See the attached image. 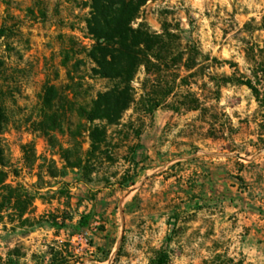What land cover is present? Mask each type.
Wrapping results in <instances>:
<instances>
[{
  "label": "rangeland",
  "instance_id": "1",
  "mask_svg": "<svg viewBox=\"0 0 264 264\" xmlns=\"http://www.w3.org/2000/svg\"><path fill=\"white\" fill-rule=\"evenodd\" d=\"M87 1L0 0V28L13 24L0 37V171L5 185L36 194L22 218L12 207L0 212V264H45L57 252L68 264H157L160 253L164 264H264L263 109L246 85L225 83L215 95L209 75L231 76L235 67L204 57L232 61L254 78L264 66V0H149L134 25H166L197 46L192 90L217 120L200 111L145 113L140 72L136 103L108 128L109 157L92 160L96 169L84 177L64 167L58 146H69L66 132L54 134L53 147L36 123L47 81L70 86L73 99L88 74L90 63L77 61L79 42L92 43ZM84 82L91 94L112 85Z\"/></svg>",
  "mask_w": 264,
  "mask_h": 264
},
{
  "label": "trees",
  "instance_id": "2",
  "mask_svg": "<svg viewBox=\"0 0 264 264\" xmlns=\"http://www.w3.org/2000/svg\"><path fill=\"white\" fill-rule=\"evenodd\" d=\"M149 0H88L84 6L89 8L84 18L87 34L92 43L79 42L80 58L78 64L86 65L87 73L79 77L76 83L75 98H69L70 86L65 88L47 81L40 108V121L36 130L48 137L50 144L56 147L54 134H67L68 147L58 146L65 168L78 169L84 177L89 176L96 167L92 160L102 155L109 157L108 128L120 123L123 114L136 103V92L132 83L140 72H144L142 82L143 95L140 105L145 113L153 116L160 109L200 111L214 123L217 118L205 107L192 85L196 84L198 56L202 52L191 44H183L180 34L169 26L162 31L152 30L146 23L134 25L140 17L142 8ZM35 15L33 8L27 10ZM46 15L43 11L39 12ZM13 24L0 28V37L8 35ZM204 57L212 64H229L235 67L231 76L209 75L219 93V87L225 83L246 85L253 93L263 114L259 122L261 146L264 147V66L261 71H254L253 77L246 76L237 70V64L219 61L210 54ZM6 61L0 56V76L5 69ZM211 64H208V67ZM182 70L188 73L183 75ZM82 73V71H81ZM85 77L103 78L112 82L105 90L91 94L90 87L84 82ZM6 120L4 93L0 89V128ZM90 141L91 149L85 154L83 144ZM27 155V150L25 151ZM0 158L2 152L0 150ZM50 177H56L48 170ZM6 173L0 171V212L3 208L12 207L14 215L22 218L33 208L36 194L25 186L12 188L5 185ZM42 188V186H37ZM10 205V206H9ZM26 221V220H23ZM65 251L67 248L65 247ZM67 253V252H66ZM65 252L51 254L45 264H68ZM166 254L160 253L157 264H164Z\"/></svg>",
  "mask_w": 264,
  "mask_h": 264
}]
</instances>
